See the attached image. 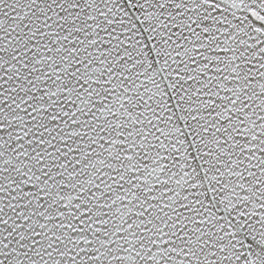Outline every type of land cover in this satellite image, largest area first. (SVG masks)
<instances>
[{"label": "snow or ice", "instance_id": "6c2138e0", "mask_svg": "<svg viewBox=\"0 0 264 264\" xmlns=\"http://www.w3.org/2000/svg\"><path fill=\"white\" fill-rule=\"evenodd\" d=\"M0 264H264V0H0Z\"/></svg>", "mask_w": 264, "mask_h": 264}]
</instances>
